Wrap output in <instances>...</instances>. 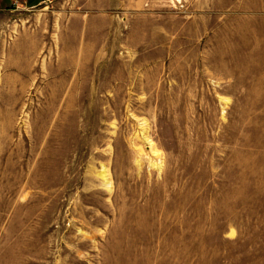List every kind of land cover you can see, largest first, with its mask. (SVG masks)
<instances>
[{"label":"rangeland","instance_id":"rangeland-1","mask_svg":"<svg viewBox=\"0 0 264 264\" xmlns=\"http://www.w3.org/2000/svg\"><path fill=\"white\" fill-rule=\"evenodd\" d=\"M31 2L0 0V264H264V0Z\"/></svg>","mask_w":264,"mask_h":264},{"label":"trees","instance_id":"trees-1","mask_svg":"<svg viewBox=\"0 0 264 264\" xmlns=\"http://www.w3.org/2000/svg\"><path fill=\"white\" fill-rule=\"evenodd\" d=\"M31 1H32V0H28V3L31 4V5H32V4H35V3L31 2Z\"/></svg>","mask_w":264,"mask_h":264},{"label":"crops","instance_id":"crops-1","mask_svg":"<svg viewBox=\"0 0 264 264\" xmlns=\"http://www.w3.org/2000/svg\"><path fill=\"white\" fill-rule=\"evenodd\" d=\"M264 4V3H263ZM260 8H257L256 10H259ZM264 10V9H263Z\"/></svg>","mask_w":264,"mask_h":264}]
</instances>
